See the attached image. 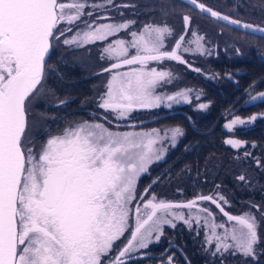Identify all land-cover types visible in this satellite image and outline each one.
<instances>
[{
    "label": "snow or ice",
    "instance_id": "snow-or-ice-1",
    "mask_svg": "<svg viewBox=\"0 0 264 264\" xmlns=\"http://www.w3.org/2000/svg\"><path fill=\"white\" fill-rule=\"evenodd\" d=\"M187 3L216 22L223 21L226 26L264 39V25L233 18L199 0ZM137 7L134 3L117 4L116 0H0V264H104L115 244L130 230L127 243L108 261L126 264L132 253L148 248L153 236L159 241L164 225L174 228L175 221H182L189 229L202 227L205 243H214L213 256L227 253L255 258L261 242L260 220L251 208L264 219V209L259 205H251L248 212L240 215L230 214L225 210L229 201L218 191L219 186L214 193L198 194L180 203L159 200L155 194L136 199L137 178L186 135L182 126L120 133L101 123L85 121L65 129L61 135L50 136L38 153L26 147V105L42 90L46 67L51 70L46 56L61 41L65 46L81 49L104 43L101 60L117 62L101 70L111 75L99 106L118 113V118L134 108L159 107L164 101L169 102L167 107L191 102L192 89L156 95L158 86L172 83L175 77L171 71L149 68L148 64L174 61L202 73L185 55L209 53L205 36L192 26L188 14L182 16L183 32L178 36L166 19L128 31L138 21L123 19L124 10ZM160 9L166 18V6L161 5ZM113 11L119 14V21L107 15ZM98 12L106 14L99 16ZM122 32L131 39L115 38ZM170 39L175 43L167 50ZM124 66L128 71H117ZM226 75L231 78L233 74ZM259 83H264V78L253 81L249 89ZM200 95L197 94V101ZM252 101L264 102V91L249 95L246 103ZM66 102L67 98L58 100V105ZM208 106L198 103L197 108L204 110ZM259 118H264V113L248 118L237 115L224 127L234 132ZM224 143L240 148L247 141L229 138ZM249 155L245 153L246 157ZM237 179L246 182L243 174ZM150 188L151 185L145 188L144 194ZM205 202L214 205L231 227L216 223V214L202 206ZM132 204H136L134 227L130 226ZM179 209H187V215ZM218 228L223 233H218ZM173 259L170 256L168 264Z\"/></svg>",
    "mask_w": 264,
    "mask_h": 264
},
{
    "label": "trees",
    "instance_id": "trees-1",
    "mask_svg": "<svg viewBox=\"0 0 264 264\" xmlns=\"http://www.w3.org/2000/svg\"><path fill=\"white\" fill-rule=\"evenodd\" d=\"M90 1L92 0H89V3ZM116 1L137 2V0ZM138 2L141 4L142 26L150 22L162 23L166 19L178 36L183 32L182 16L188 14L192 17V26L198 28L199 33L205 36L209 41L207 46L211 49L210 53L205 55H185V59L193 63L194 67L203 70L202 73L189 70L174 61H154L151 64L166 66L175 74L181 73L187 86L200 89L199 93L202 95L198 101L195 95L190 97V103H172L171 107H167L169 102L164 101L156 108H134L125 118L119 120L143 123L142 121L155 116L170 114L176 126H182L186 132L176 146H169L164 158L154 162L148 173H145L148 181L143 185L141 193L144 194L145 188L149 185L153 189L150 188L142 198H151L155 194L159 200L186 199L198 194L214 193L219 186L218 191L229 201L225 206V210L229 213L243 214L250 210L251 205H259L264 209V118H259L244 128H237L234 132L224 127L234 116L248 118L253 114L264 113V102L246 103L250 93H258L264 89V83L249 89L253 81L264 78V39L216 22L178 0H138ZM199 2L222 13H230L233 18L264 25V0H199ZM161 5L166 6L169 13L166 18L161 15ZM173 42L174 39H170L167 45H172ZM232 42L240 45L239 54L232 46ZM54 50L55 47L52 51ZM50 59L49 57L47 60V66H57ZM79 61L80 67L90 66L86 59ZM61 65L69 67L72 63L66 58ZM227 73H232V77L228 78ZM216 74H219L217 78H211ZM70 81V78L63 80L67 84ZM88 85L89 83L86 88L78 89L76 93L78 96L84 94V101H92L96 94V90ZM45 87L49 92L55 93L54 88L48 85ZM176 90L172 82L170 86L167 84L158 86L154 92L156 95L167 96L174 94ZM63 91L70 93L69 89ZM87 91L91 94L89 95ZM198 103L209 106L207 109L199 110ZM88 106L89 104L79 105V108L90 109L91 106ZM189 117L191 120L188 119ZM229 138L247 143L240 148H232L224 143ZM246 152L250 153L247 157ZM241 174L245 175L246 182L237 179ZM205 203L223 216L214 205ZM251 211L256 213L260 220L258 232L261 242L256 247L254 259L227 253L223 257L220 254L213 256L214 251L208 247L209 250L206 251L202 245L200 234L192 231L191 235L190 229L182 221L175 222L176 226L172 227L174 242L189 264H264V219H260L255 208H251ZM173 264H185L176 251H174Z\"/></svg>",
    "mask_w": 264,
    "mask_h": 264
},
{
    "label": "flooded vegetation",
    "instance_id": "flooded-vegetation-1",
    "mask_svg": "<svg viewBox=\"0 0 264 264\" xmlns=\"http://www.w3.org/2000/svg\"><path fill=\"white\" fill-rule=\"evenodd\" d=\"M91 2H101V0L90 1ZM117 4L130 3L126 1H116ZM138 7L136 9H127L125 11L124 17L128 19H136L138 23L135 27L130 28L128 31H138L142 27V20L140 18V2H135ZM91 10V9H89ZM133 12L139 13V15H133ZM106 13L98 12L97 15L104 16ZM107 15L114 17L115 20L120 19V16L116 12H109ZM117 17V18H116ZM123 17V18H124ZM95 19V16L93 17ZM110 22V21H101ZM81 27H83L81 25ZM119 39L130 40L131 37L127 35V32H122L119 36L115 37ZM111 40H109V43ZM175 42H173L174 44ZM172 44V45H173ZM172 45H170L169 50ZM103 42H96L94 45H85L82 49L69 47L63 45L61 41L55 46L54 51H50L49 57L54 61L57 66H51V70L46 67V77L44 81V86L42 90L37 93L35 97L26 105L27 116H28V131L24 137L25 144L27 148H32L37 153L40 151V146L46 142L50 136L61 135L63 131L67 128L75 127L85 121L89 123H101L105 127L113 126L115 128H125L133 125H147L153 122H160L165 120L166 122L172 123L173 120L170 118V114L164 116H155L151 119L140 122L134 121H119L118 113L111 110H105L100 108V102L102 95L106 92V84L110 78V73H102L101 70L108 68L111 63L117 62L115 59H104L101 60V49L104 47ZM130 51H133L130 49ZM50 55H53L52 57ZM64 57V58H63ZM68 58L72 66H63L65 59ZM50 59V61H51ZM86 59L89 61L90 66L80 67L78 64L79 60ZM60 62V63H58ZM154 61H149L148 67H155L158 70H168L170 68L164 66H153L151 65ZM76 64V65H74ZM81 64V63H80ZM138 67V66H137ZM117 71L124 72L128 71V67L124 66ZM70 78L69 84L64 83V79ZM87 83L96 90L95 97L92 101H84V94L78 96L77 90L86 88ZM45 85H48L55 89V93H51L47 90ZM167 85H171L167 84ZM87 87V88H89ZM158 88V87H157ZM156 88V89H157ZM70 90V93H65L63 90ZM90 89V88H89ZM74 95H69L73 94ZM90 95V91H87ZM67 98V102L63 105H58V100H63ZM83 100V101H81ZM84 104H89L90 109L79 108V105L84 106ZM81 112L82 114H78ZM85 113V114H84ZM125 118V117H122ZM169 148H167V151ZM146 174H141L137 178L136 187V199H146L142 198L141 192L143 185L147 182ZM153 189V187L151 186ZM163 200V199H161ZM136 204L130 205L132 209L130 213V226L134 227L136 214H135ZM131 237V231H126L124 236L115 244L114 250L111 252L110 257L104 260V264H108L109 259L114 258L121 248L127 243V240ZM174 251H176L184 261V255L179 249V247L174 242L173 229L169 225L163 226V235H161L159 241L155 240V236L152 238V242L149 244L147 249H140L131 254V259L126 260V264H168V258L174 257ZM186 259V258H185ZM186 264V262L184 261ZM173 264V262H172Z\"/></svg>",
    "mask_w": 264,
    "mask_h": 264
},
{
    "label": "rangeland",
    "instance_id": "rangeland-1",
    "mask_svg": "<svg viewBox=\"0 0 264 264\" xmlns=\"http://www.w3.org/2000/svg\"><path fill=\"white\" fill-rule=\"evenodd\" d=\"M208 42L209 41L206 39L205 40V46H207ZM232 46L234 47V49H236V51H237V49L241 50L240 49V45L238 43H236V42H232ZM169 48H170V45H167V50H169ZM206 48L209 49V53H210L211 49L209 48V46H207ZM209 53H205V54H209ZM180 65H182V64H180ZM184 67H186V66H184ZM171 72L174 74V77H175V79L172 82H173V88L177 89L176 92L179 91V90H182V89H192L193 91H192L190 97H193V96H195V95H197L199 93L200 89L195 88L193 86H187L184 83V78L181 75V73H179V74L176 73L175 74L174 71H171ZM261 91H264V89L261 90ZM253 94H255V93H250L249 95H253ZM173 126H176V122L173 121L172 123H170V122H166L165 120H163V121H160V122L149 123L147 125H144V124H142V125H133V126L125 127V128H123V127L115 128L113 126H110V127H106V128H108L110 131H113V132L124 133V132H148L151 129L163 130V129L171 128ZM161 135H163V131H161ZM152 166H153V164L149 165V170L152 168ZM141 174H144V173H141ZM202 206L208 207L206 203H204ZM211 210H212L213 213L216 214V223H225L226 227H231V224L229 222H227V218H225L223 216H220L215 210H213V209H211ZM177 211H183L185 215H187V213H188L187 209H179ZM175 222H177V221H175ZM192 231L193 232L195 231L196 234H200V239H201V242H202V245L204 246V248L208 247L209 249L215 251L214 243L213 244H206L205 243V231H204V229L202 227L201 228H196V227L191 228L190 229V234L191 235L193 233ZM223 231H224L223 229H219V228L217 229L218 233H223Z\"/></svg>",
    "mask_w": 264,
    "mask_h": 264
},
{
    "label": "water",
    "instance_id": "water-1",
    "mask_svg": "<svg viewBox=\"0 0 264 264\" xmlns=\"http://www.w3.org/2000/svg\"><path fill=\"white\" fill-rule=\"evenodd\" d=\"M178 1H180V2H182L183 4H185L186 6H188L189 8H191V9H193V10H195V11H197V12H199V13H201L198 9H196V8H194V7H192V6H190L188 3H187V0H178ZM202 14V13H201ZM202 15H204V14H202ZM204 16H207V17H209V18H211L210 16H208V15H204ZM183 19V18H182ZM212 19V18H211ZM219 23H221V24H224L225 25V22H223V21H220ZM228 27H230V28H232V29H234V26H228ZM235 30H237V31H240V32H245V30H238V29H235ZM254 36H258L259 37V35H254ZM171 50V49H170ZM51 51V50H50ZM50 54V53H49ZM49 56V55H48ZM48 56H46V59L48 58ZM116 63V62H115ZM257 93H255V94H253V95H256ZM249 100V99H248ZM254 102H258V101H252V102H248V103H254ZM195 197V196H194ZM194 197H191V198H186V199H165L164 201H170V202H176V203H180V202H186V201H188V200H191V199H193ZM219 211V210H218ZM222 214V213H221ZM231 214V213H230ZM223 215V214H222ZM233 215H235V214H233ZM184 261L186 262V264H189L188 262H187V260L185 259V257H184Z\"/></svg>",
    "mask_w": 264,
    "mask_h": 264
}]
</instances>
